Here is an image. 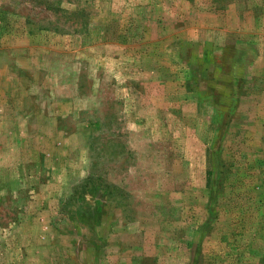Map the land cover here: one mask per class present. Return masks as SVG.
Instances as JSON below:
<instances>
[{"label": "rangeland", "instance_id": "rangeland-1", "mask_svg": "<svg viewBox=\"0 0 264 264\" xmlns=\"http://www.w3.org/2000/svg\"><path fill=\"white\" fill-rule=\"evenodd\" d=\"M0 264H264V0H0Z\"/></svg>", "mask_w": 264, "mask_h": 264}]
</instances>
